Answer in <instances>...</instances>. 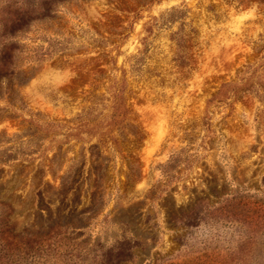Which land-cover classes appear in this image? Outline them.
<instances>
[{
	"label": "rangeland",
	"instance_id": "rangeland-1",
	"mask_svg": "<svg viewBox=\"0 0 264 264\" xmlns=\"http://www.w3.org/2000/svg\"><path fill=\"white\" fill-rule=\"evenodd\" d=\"M0 264H264V0H0Z\"/></svg>",
	"mask_w": 264,
	"mask_h": 264
},
{
	"label": "trees",
	"instance_id": "trees-1",
	"mask_svg": "<svg viewBox=\"0 0 264 264\" xmlns=\"http://www.w3.org/2000/svg\"><path fill=\"white\" fill-rule=\"evenodd\" d=\"M224 86L225 85H222L221 88L211 98H209L208 102L225 96ZM112 87V104L110 114L105 118L96 120H83L80 116H78L75 121H62V124L67 127V130L63 132V136L65 137L64 143H69L71 140H76L77 142L83 141V136L86 135L89 140L97 138V140L101 143L110 141L116 149L120 148L119 140L113 136V133L126 126L130 118L131 111L125 97L124 81H114ZM11 105L13 106V104ZM56 123L58 122H46L49 127L56 126ZM92 147H94V145ZM169 171V168L165 170L167 173Z\"/></svg>",
	"mask_w": 264,
	"mask_h": 264
}]
</instances>
